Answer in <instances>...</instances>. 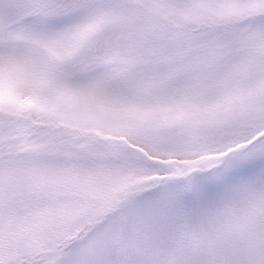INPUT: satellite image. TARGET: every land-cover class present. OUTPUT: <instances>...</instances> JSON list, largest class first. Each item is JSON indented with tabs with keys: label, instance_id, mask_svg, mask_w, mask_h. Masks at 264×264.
Returning a JSON list of instances; mask_svg holds the SVG:
<instances>
[{
	"label": "snow or ice",
	"instance_id": "snow-or-ice-1",
	"mask_svg": "<svg viewBox=\"0 0 264 264\" xmlns=\"http://www.w3.org/2000/svg\"><path fill=\"white\" fill-rule=\"evenodd\" d=\"M0 264H264V0H0Z\"/></svg>",
	"mask_w": 264,
	"mask_h": 264
}]
</instances>
